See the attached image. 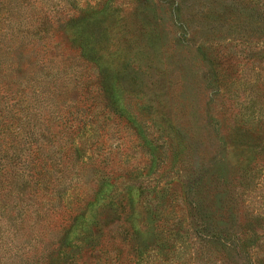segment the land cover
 I'll use <instances>...</instances> for the list:
<instances>
[{
  "label": "trees",
  "instance_id": "obj_1",
  "mask_svg": "<svg viewBox=\"0 0 264 264\" xmlns=\"http://www.w3.org/2000/svg\"><path fill=\"white\" fill-rule=\"evenodd\" d=\"M248 2L237 19L254 31L264 24V0ZM68 15L80 40L73 47L80 63H71L78 69L34 46L38 56H30L29 34L42 47L49 36L60 38L46 11L19 17L32 28L0 27L7 29L0 34V251L9 257L0 264H219L217 253L234 264H264V212L247 207L240 216L249 185L226 202L223 176L212 187L209 167L179 166L186 144L174 148L171 128L158 118L163 104L148 99L137 113L124 105L126 93L146 95L141 66H108L96 54L106 38L98 30L86 34L90 23L73 24L75 14ZM259 49L264 57V45ZM87 65L95 81L90 73L83 77ZM245 111L223 151L258 146L252 132L264 120ZM124 136L141 150L142 163L113 156L112 140L105 141L116 137L126 150ZM225 158L221 151L210 163L218 170ZM244 171L243 182L250 183L249 168Z\"/></svg>",
  "mask_w": 264,
  "mask_h": 264
},
{
  "label": "rangeland",
  "instance_id": "obj_2",
  "mask_svg": "<svg viewBox=\"0 0 264 264\" xmlns=\"http://www.w3.org/2000/svg\"><path fill=\"white\" fill-rule=\"evenodd\" d=\"M248 3V0H0V27L32 28L31 23L19 17L46 11L47 17H53L49 20L53 29L61 30L60 38L55 42L49 36L50 44L42 47L40 38L29 34L30 56L33 59L38 56L31 54L34 46L44 57L59 55L72 69H78V65L72 64L80 63L78 59L73 61V56L78 58L79 49L73 47L80 40L75 27L67 25L71 16L68 14H75L73 24L85 19V24L90 23L86 25V34L98 30L97 37L106 38L101 43L102 52L97 50L96 54L102 53L108 66L121 67L122 63L133 61L136 67L141 66L142 90L146 95L139 94L137 99L126 93L122 97L124 105L137 113L139 107L151 103L148 99H156L152 102L156 105L163 104L165 115L158 118L171 128L174 148L180 150L178 144H186L182 158L189 163L184 164L182 159L179 166L209 167L214 174L210 179L212 187L216 176H223L219 191L226 192V202L249 185V193L240 197L241 206L246 200L243 207L239 202L241 216L247 207L264 212V127H256L252 132L258 146L233 151L230 147L229 153L228 148L222 149L229 144L234 128L243 123L237 116L244 115L247 108L255 110L256 121L264 120V57L259 49L264 45V24L253 31L237 19ZM244 11L249 17L251 11ZM57 20L62 22L59 24ZM5 28H0L1 35ZM90 68L94 69L85 66L82 75L90 73L94 80ZM107 100L116 104L112 97ZM115 128L106 130L108 136ZM109 141L116 160L143 162L141 150L131 142V136H124L129 148L126 150L118 145L116 137L105 142ZM191 142L194 150H188ZM221 151L226 158L217 170L210 162ZM244 168H249L252 183L243 182ZM214 193L213 190L210 199ZM202 196L208 197V193L202 192ZM162 252L165 256L166 249ZM217 254L221 256L219 264H234L223 253ZM1 258L2 262L8 261H3L9 258L4 256V250L0 251ZM239 264H243L241 259Z\"/></svg>",
  "mask_w": 264,
  "mask_h": 264
}]
</instances>
